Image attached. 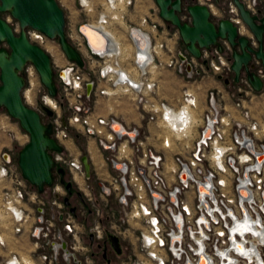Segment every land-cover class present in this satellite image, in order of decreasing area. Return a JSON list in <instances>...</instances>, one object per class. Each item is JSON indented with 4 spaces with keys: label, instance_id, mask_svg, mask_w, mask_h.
Here are the masks:
<instances>
[{
    "label": "built area",
    "instance_id": "1",
    "mask_svg": "<svg viewBox=\"0 0 264 264\" xmlns=\"http://www.w3.org/2000/svg\"><path fill=\"white\" fill-rule=\"evenodd\" d=\"M195 1L207 5L215 17H229L238 33L257 47L233 0ZM243 1L251 13L264 14V0ZM77 2L84 14L92 15L82 23L108 38L97 50L79 30L80 24L66 32L83 65L68 59L58 41L44 32L30 27L28 36L56 52L48 51L66 114L60 112L57 95L51 96L42 82L40 101L46 104V96L54 100L53 106L46 105L53 111L51 135L62 150L52 156L56 168L72 174L80 203L62 193L72 182L58 174L51 196H44L23 176L14 149L4 150L0 264H97L92 244L98 241L114 252L117 260L110 264H264L260 59L252 53L248 64L263 80L256 90L244 69L234 80L226 39H219L223 51L203 48L197 58L177 30L160 23L158 9L139 10L141 0ZM166 71L184 79L174 99L161 95ZM23 74L31 92L40 79L35 64L28 62ZM205 77L211 84L202 88L196 81ZM118 100L131 105L137 120L126 122L112 110H101L111 109L110 102ZM72 129L78 134L72 135ZM78 135L86 138L91 178L85 176L83 153L69 150ZM108 233L118 236L120 247L126 238L131 252L122 247L117 252Z\"/></svg>",
    "mask_w": 264,
    "mask_h": 264
},
{
    "label": "water",
    "instance_id": "2",
    "mask_svg": "<svg viewBox=\"0 0 264 264\" xmlns=\"http://www.w3.org/2000/svg\"><path fill=\"white\" fill-rule=\"evenodd\" d=\"M158 7V14L164 22L170 23L179 33L187 50L197 58L201 57L203 48L216 46L223 51L220 38L226 39L231 47L230 67L233 78L239 80L241 70L244 69L250 84L260 90L263 80L254 72L249 71V61L252 53L260 59L264 66V14L251 13L243 0H233L240 18L253 33L257 47L249 44L247 36L238 33L237 25L227 16L215 17L207 5L195 0L185 3V0H154ZM219 3V0H214ZM9 12L19 22L20 31L4 16ZM257 12H260L257 9ZM186 14L184 19L182 14ZM44 32L49 38L56 39L65 56L83 65L81 53L70 42L66 35L65 11L58 0H0V111L5 110L12 118L17 119L21 128L29 135V140L20 147L18 165L23 176L40 192L47 186H52L56 175L62 176L65 170L55 167L53 151H61L62 146L51 135L52 124L46 122L39 109L31 106L24 99L23 90L26 78L23 74L25 65L33 62L38 70L40 80L51 96L57 95V86L54 80V69L50 54L40 44L33 42L28 36L29 28ZM86 23L79 25L91 45ZM106 44V34L90 25ZM92 47V45H91ZM190 69V65L187 66ZM218 78H222L219 74ZM224 78V82H228ZM90 89V83L87 90ZM42 110L49 116L53 111L42 101L39 102ZM7 153L5 154V158ZM85 176L92 177L89 157L83 153L80 157ZM62 180V179H61ZM71 188V183H66ZM68 202L67 197L64 199ZM108 239L113 248L120 252V241L117 235L108 233Z\"/></svg>",
    "mask_w": 264,
    "mask_h": 264
},
{
    "label": "rangeland",
    "instance_id": "3",
    "mask_svg": "<svg viewBox=\"0 0 264 264\" xmlns=\"http://www.w3.org/2000/svg\"><path fill=\"white\" fill-rule=\"evenodd\" d=\"M59 3L61 4V6L63 7L64 11H65V16H66V32H70V30L72 28H74L77 24H81L85 18H89L92 15H86L83 13V11L80 9V6L78 5L77 0H58ZM190 2V0H185V3ZM138 5H142L139 8V10H144L143 13L148 12L150 10H152L151 8H156L157 4L155 3L154 0H141V3L139 2ZM142 12V11H141ZM4 16L6 18L9 19L10 22H12L15 26V28L20 31V25L19 22L14 19L11 14L9 12L4 13ZM216 16V15H215ZM182 17L184 19L187 18L186 14H182ZM159 21L161 24H163L166 28L168 27L169 30H176L170 23L168 22H164L161 17L159 18ZM6 43H0V45H5ZM50 47V46H48ZM52 47V46H51ZM50 49L48 48V51ZM51 54L56 53L54 51V49L52 48L49 51ZM54 73L56 75V69L54 68ZM164 77L165 79H167L164 83V88L163 91H161V95L167 97L168 99H174L177 94L179 93V88L182 85V83L184 82V79L175 74L174 72H169L166 71L164 72ZM196 83L200 84V86L202 88L208 86L209 84H211V79L210 78H203L201 81H196ZM195 83V84H196ZM31 88V84L29 82L26 81V86L23 90L24 92V98L26 100V102H28L31 106L35 107V108H40L39 106V101L41 94L45 91V88L43 87L41 80L39 79L38 81L35 82L34 87H32L31 92L33 90V101L29 102L27 101L26 98V90ZM178 89V91L176 90ZM30 92V91H29ZM57 97L59 99V103L61 105L60 108V112L62 115L66 114V109L63 106L64 104L62 101V97L60 95V93L57 91ZM46 103L48 105H54V100H52L51 98H48L46 100ZM3 112V114H1ZM0 113V155L1 152L4 151L6 148V144L9 146H11L16 154V158H18V152L19 149L22 145H24L28 140H29V135L26 131H24L18 120L14 119L10 116V118H7L5 116L6 111L5 110H1ZM43 119L46 122H50L51 124L53 123V116H48V114L45 112L42 114ZM72 135L78 134V132L75 129H72ZM76 139V138H75ZM76 144V145H75ZM71 142L69 150H71L72 154H75V152L80 151L81 153H86L87 149H86V138L82 135H78L77 136V142L76 143ZM91 147V146H90ZM1 157V156H0ZM94 175V174H93ZM76 177V176H75ZM64 181H71L72 182V186L69 190H62V193L65 194L66 196L69 197L70 201L72 203L78 204L80 203L78 198H77V187L76 185L73 183L72 181V174L70 173L69 170H67V172L64 174L63 176ZM57 181H59V178H56ZM44 196H46L47 198H49L51 196V186H47L44 191H43ZM3 231L5 229H3L2 226H0V231ZM100 245V249L99 246ZM121 247L123 248V251L125 253H129L131 252V244L127 241L126 238L121 239ZM92 249L94 254L97 255V264H110L112 263V261L117 260V258L115 257L114 252L108 247L106 242H102V241H98L97 243H93L92 244ZM102 254L105 255V258H102ZM109 261V262H108Z\"/></svg>",
    "mask_w": 264,
    "mask_h": 264
},
{
    "label": "crops",
    "instance_id": "4",
    "mask_svg": "<svg viewBox=\"0 0 264 264\" xmlns=\"http://www.w3.org/2000/svg\"><path fill=\"white\" fill-rule=\"evenodd\" d=\"M141 11L143 12L144 10H141ZM176 90L178 91V89H176ZM100 101L102 103H105V104L107 103V101L104 100L103 98H101ZM110 103L111 104H109V105L111 106V109H109V108H107V106H105V107H102L101 110L103 112H108V111L112 110L115 114H117L118 116L122 117V119L125 120L126 122H130L132 119L137 120L136 113L132 109L131 105L128 102H126L125 100H118L116 102H110ZM0 113H1V111H0ZM1 114H3V112ZM5 116H6V114H5ZM5 148L8 149V148H11V146H9V144L8 145L6 144ZM3 152L4 151L1 152L0 160L2 159V153Z\"/></svg>",
    "mask_w": 264,
    "mask_h": 264
},
{
    "label": "bare ground",
    "instance_id": "5",
    "mask_svg": "<svg viewBox=\"0 0 264 264\" xmlns=\"http://www.w3.org/2000/svg\"><path fill=\"white\" fill-rule=\"evenodd\" d=\"M85 2H87V0H85ZM87 27V28H86ZM86 29H87V33H88V36H89V40H90V43H91V45H92V47L93 48H95V49H97V50H99V49H103L105 46H106V42H105V40H104V38L101 36V35H99V33H97L96 31H94V29L93 28H91L90 27V25L89 24H86ZM136 33V32H135ZM136 36H139L137 33H136ZM50 48H52L51 46H50ZM50 51V50H49ZM30 90H26V92H25V94H26V98H27V101H29V102H31V101H33V95L31 94V92H29ZM32 92H33V90H32ZM48 98H50L49 96H46L45 97V102H46V100L48 99ZM52 99V98H51ZM53 100V99H52ZM47 104V103H46ZM49 106H53V105H49ZM114 127L115 128H119L120 127V124H118V123H115L114 124ZM92 147V146H91ZM77 174L76 173H74V176H76ZM78 176V175H77ZM76 179V178H75Z\"/></svg>",
    "mask_w": 264,
    "mask_h": 264
},
{
    "label": "flooded vegetation",
    "instance_id": "6",
    "mask_svg": "<svg viewBox=\"0 0 264 264\" xmlns=\"http://www.w3.org/2000/svg\"><path fill=\"white\" fill-rule=\"evenodd\" d=\"M66 172H67V171L65 170V173H66ZM65 173H64V174H65ZM64 174H63L62 176L59 175V178L62 179V180H64V179H63ZM75 178H76V180H78V176H77V175H76Z\"/></svg>",
    "mask_w": 264,
    "mask_h": 264
}]
</instances>
